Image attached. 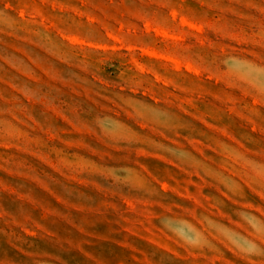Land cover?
Segmentation results:
<instances>
[{
	"label": "rangeland",
	"instance_id": "rangeland-1",
	"mask_svg": "<svg viewBox=\"0 0 264 264\" xmlns=\"http://www.w3.org/2000/svg\"><path fill=\"white\" fill-rule=\"evenodd\" d=\"M0 264H264V0H0Z\"/></svg>",
	"mask_w": 264,
	"mask_h": 264
}]
</instances>
